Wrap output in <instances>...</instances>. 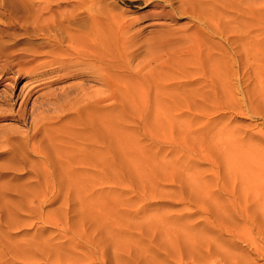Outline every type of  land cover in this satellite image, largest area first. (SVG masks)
<instances>
[{"label":"rangeland","instance_id":"1","mask_svg":"<svg viewBox=\"0 0 264 264\" xmlns=\"http://www.w3.org/2000/svg\"><path fill=\"white\" fill-rule=\"evenodd\" d=\"M45 2L0 0V28L8 34L1 39L15 53L39 52L24 65L34 74L0 84L1 139L10 138L29 161L40 159L21 139L29 134L32 118L56 119L60 125L89 113L93 108L87 104L96 96L103 99L95 109L99 125L111 122L113 139L125 133L126 146L118 144L128 161L122 169L110 159L109 169L102 162L109 156L99 144L102 152L100 146L90 147L99 156L98 169L53 171L58 174L39 165L2 169L0 264H177L186 251L207 257L210 247L227 251L240 264H264V256L228 232L238 229L244 217L230 193L236 185L232 169L225 172L220 161L234 159L264 183V0H95L94 8L86 2L79 9L75 4L74 27L95 34L84 50H98L81 56L31 33ZM73 6L64 9L73 11ZM243 42L253 44L252 55L251 49L247 56L239 52ZM53 58L64 59L66 66ZM16 69L13 65L8 74L14 77ZM4 95L11 99L4 101ZM23 99L32 113L18 120L15 110ZM8 148L0 149V162L9 157ZM172 232L182 233L183 243L168 246ZM252 234L264 249V238Z\"/></svg>","mask_w":264,"mask_h":264},{"label":"bare ground","instance_id":"2","mask_svg":"<svg viewBox=\"0 0 264 264\" xmlns=\"http://www.w3.org/2000/svg\"><path fill=\"white\" fill-rule=\"evenodd\" d=\"M4 2H6V1H4ZM86 2H88V3H90L92 5L93 2H95V0H46V2H45L46 4H44L45 6L39 7L38 10H37V13H35V17L33 16L35 19L33 21L34 22L33 23L34 26L30 29L31 33L34 32L35 35H41V36H43V39H45V43L47 45L56 46L59 50H61V51L63 50V52L64 51H66V52L72 51L77 56L83 55L84 52H86L84 50L85 44H88V43L89 44H92V42H94V35H95L94 34V29H90V30H88L86 32V31H84L82 29H78V28L74 27V25L75 26L77 25V22H76L77 11L76 10L79 9V6L80 5H83ZM75 4H78V8L76 6L75 7L73 6ZM6 5H7V3H6ZM66 5L73 6V8H74L73 11L72 10H66V9H64L66 7ZM86 5H88V4H86ZM92 6L94 8V5H92ZM87 7H89V6H87ZM90 8H89V10H90ZM12 9H13V12L15 13V12H17V10L19 8H17V6H12ZM74 11H76V12H74ZM14 16H15V14L13 15V17ZM22 17H24V16H22ZM16 18L18 19V17H16ZM31 19L33 20V18H31ZM21 23H22V25H21ZM21 23L19 24V22H18L19 26L21 25V27H20L21 30H23V32H27L28 31L27 34L30 33L29 32V29H28L29 27L27 25L26 26L28 28L26 26L24 27L23 22H21ZM10 24H11V22H10ZM13 24H15V23H13ZM27 24H28V22H27ZM29 25L31 26L30 22H29ZM80 25H82V24L80 23ZM15 26H16V24H15ZM3 28H0V84L1 83H4L3 85L4 86H7L10 83L14 82L16 78H20V76H22V75H25L26 74V75L31 76L32 74H34V69L33 68H26V67H24V65L28 61L29 62L35 61L36 58L39 57V55H38L39 52L31 51L28 54V51L29 50L26 51V50L23 49L20 52L15 53L12 50L13 48L11 47L10 43L7 44L5 41H3L1 39L3 36L8 35L7 32H6L7 30L5 31ZM79 28H81V27L79 26ZM95 31H96V29H95ZM252 43H254V42H252ZM252 45L249 44L248 42L247 43L246 42L245 43L243 42L241 44V49H240L239 52L242 51V52L246 53V56H247L249 54V49H251L250 50V55H252L254 53V47ZM157 50H159V49H157ZM43 51H44V49H43ZM61 51H59V52H61ZM97 51H95L94 50V47H93L92 49L89 50V52H86V53H91L92 55H94ZM172 54L174 55L175 53H172ZM27 55L29 56V60H26L25 59V57H28ZM66 55H68V54H66ZM95 55H97V54H95ZM166 56H167V54H166ZM160 57H162V56H160ZM169 57L171 58V56H169ZM207 57H209V56H207ZM220 57H222V56H220ZM83 58H84V56H83ZM154 59L156 60V58H154ZM222 59H225V58H222ZM53 60L56 61L57 59H54L53 58ZM174 62H176V61H174ZM208 62H209V60H208ZM56 63H58L63 68L66 66V61L64 59H62V58L59 61H56ZM36 64H38V63H36ZM39 64L40 65H46V64H49V61H41ZM13 65H15L16 68H17L15 70L16 71L15 72L16 75L14 77L13 76H10L8 74L10 72L11 68H13ZM217 66H218V64H217ZM153 69H151V70H153ZM158 69L159 68H157L155 71H157ZM203 70H204V68H203ZM212 72H209V73H212ZM153 73H156V72H154V70H153ZM150 74H151V72H150ZM151 75H149V76L152 77ZM210 77L211 76H207V78L209 79V82L212 83L214 80L211 79ZM146 79L148 80V78H146ZM158 79L159 78L154 79V80H158ZM206 81H208V80H206ZM158 82H160V81H158ZM149 83H152V81L151 82L149 81ZM33 87L36 90L40 89L38 83L37 84H34ZM64 90H66V89H64ZM60 93L62 94V92H60ZM52 94H53V92H52ZM52 94L51 93H45V97L47 98L49 95L52 96ZM66 95H67V93H66ZM55 96L56 95L54 94V97L53 98L54 99H57V96H56V98H55ZM24 98H26V97H24ZM46 98H45V100H46ZM2 99L4 101H7V100L9 101L11 98L8 97V96H6V95H4L2 97ZM48 99H50V98H48ZM91 99L92 100H90L88 102L89 104H87V106L90 105L93 109L90 110L89 113H87V111L85 110V113L88 116H86V114H84V115H79V117H77L76 119L73 118V119H68V120H65V121L63 120L64 122L61 121L62 123H60V125H58V124L56 125V123H55L56 122V119L55 120L53 119L51 121H44L43 123H41L42 120H44V118H42V120L40 118H32V128H31L29 134L26 135L25 137H22L21 139H23L22 140L23 142L28 143V145L30 146L31 151H34L36 154H38V156H40V159H36L35 161H29L27 159V157H23L21 155V152H19L20 150L18 151L13 146V144H11L12 141L9 140L10 138L9 139H6L5 140L6 142H3V140L1 139L2 136L0 135V149H2V147L5 146V144H6V146L9 147L8 148V151L5 152V153L9 154V157H7L6 159H4V161L0 162V174H1V170L2 169L5 170V168L12 169V170H19V169H22L23 170V169H26V168H32L35 165L42 166L43 169L46 170V171L48 169H50V171L52 170V172L54 170H56V169L58 171V169H71V168L73 169V168H78V167H81V166H83V168H84V166H86L87 168L88 167H93V169H94V167L96 168L99 165V163H100L99 156L98 155H95L93 153V151L95 150V148L98 147V146H100L99 144L102 145V147L105 149L106 154H108V156L110 157V158L107 157L106 159L104 158L105 160L102 161L104 163V166L106 165V166H108V168L109 167L111 168L112 164L110 166V162H111L110 159H112L114 162H118L119 164H122L121 165V168L122 167L125 168V165L124 164L128 161V159H127L128 158L127 157L128 154L123 149H122V151H119L120 146H119L118 143L120 142L121 143L120 145H123L122 147H125L126 146V143L123 142V140L126 141V139H125L126 138V135L123 132L120 135V137H118V139H113L112 137H113V134H114L113 133L114 130L112 129V127H110L111 122H110V125H108L106 123L105 124L103 123V124L99 125L100 124V121H99L100 119L98 120L96 118L97 116H95V115H98V113H96V110L95 109H97V106L101 103V100H103V99L100 98V97H96V96H92ZM171 99H172V97H171ZM26 103L27 102L25 101V99H23L22 101H20V103L18 105V108L15 110V116L18 118V120H24L27 115H30L32 113L31 110H28L26 108ZM84 106H83V104L81 105V107H84ZM87 106H85V107H87ZM36 108H37V106H36ZM80 110H82V109L80 108ZM48 112H46V113H48ZM78 113H79V110H78ZM82 113H84V112H82ZM262 114H263V112H262ZM0 116H2L1 111H0ZM263 118H264V114H263ZM68 127L70 128V130L67 129ZM150 127H152V126H150ZM90 147L91 148L94 147L93 151L91 150ZM100 147H98V148H100ZM102 147H101V152L103 151L102 150L103 149ZM88 148H90V151H92L91 153H90V151H88ZM124 149H126V148H124ZM2 151L0 150V157H1L2 153H3ZM95 152L97 153V150ZM210 152H211V150H210ZM22 154H23V152H22ZM98 154H100V153H98ZM19 159H20V162H21L20 165L16 161V160H19ZM220 161L224 164V171L225 172L228 171L227 167H230L232 169V171L230 172V176H231V178H233V180H235L236 185L232 188V190H230V193L233 196L232 198L234 200L235 206H237L236 208L239 211L240 210L243 211V214L242 215L244 217V220L243 221L240 220L241 221L240 222L241 224L238 222L239 225H236V226H238V229L237 228L236 229L233 228L234 230H232V229L229 228L230 230L228 229V232L230 233V231H231V234L232 235H234L238 239H241L244 242H246V244L254 251V253L257 254V256L258 255L259 256H264V249H262V247L259 245L260 243H257L258 241H256L254 239L255 237L252 236L253 235L252 233H255L256 235H260L262 238H264V183H262V181H259L258 179H256V177H253L252 174H251L252 171L249 168H245V169L242 170L239 167H237V161L236 160L232 159V160H229V162H228L227 159L222 158ZM114 162H113V164H114ZM98 167H100V166H98ZM98 167H97V169H98ZM124 170H126V169H124ZM56 172H53V173H56ZM57 174H58V172H57ZM35 176H37V173L35 174ZM56 176L57 175H55V179H56ZM59 177H60V175H58V178ZM2 190L3 189H2V186L0 184V196H2V193H3ZM192 190H193V188H192ZM229 201H231V200H229ZM234 204H231V205H234ZM203 205H204V208L207 210V212H209V214L211 213V215L214 216L215 220L219 222L220 221V217L218 216V214H216L214 212V210H211L209 206H206L205 204H203ZM223 205H222V207H223ZM215 207H216V205H215ZM226 208H227V205H226ZM226 208L223 211L222 210L221 211L223 213H225L227 211ZM205 209L203 210L204 212L206 211ZM1 211H2V200L0 199V213H1ZM230 212H232V211H230ZM235 212H236V210H235ZM222 222H224V221H222ZM236 223H237V221H236ZM224 224H225V222H224ZM224 224L223 225L221 224V225L223 227H225V226L227 227V225L224 226ZM218 225H219V223H218ZM176 231H174V232H176ZM179 231H177V232H179ZM183 231H182V233H183ZM225 231H226V229H225ZM191 232H192V230H191ZM219 232H221V231H219ZM219 232H217L218 235H219ZM182 233H180L179 235L182 236L181 235ZM185 233H186V231H185ZM223 233H224V230H223ZM177 235L178 234L173 233V234H171V235L168 236V242H167V244H169L168 246L175 247V245L183 243V242H180V240H179V237L180 236L179 235L177 236ZM214 235H216V234H214ZM183 236H184V234H183ZM196 236H197V234H196ZM116 237H118V236H116ZM199 238L197 237V239H199ZM192 240H194V239H192ZM208 240L209 239H207V241ZM233 240L234 239H232V241ZM125 241H126V238H125ZM193 242H196V241H193ZM213 242H214V240H213ZM197 243L199 245V242L198 241H197ZM210 243H211V241H210ZM167 244H165V245H167ZM209 244L207 243L206 245H209ZM214 244H218V243H214ZM212 245H213V243H212ZM204 246L205 245H203V246L200 247V245H199L200 248H202ZM209 246H211V244ZM196 247H198V246H196ZM180 248H181V246H180ZM210 248H208L210 253L207 252V254L209 253L208 255L206 254L207 257H205V255H204L205 259H204V257L201 258L202 256L201 257L200 256H196L193 252H187L186 251L184 255L182 254L183 256H180V253H179L178 256H180V258L178 259V263L177 264H240L241 263L239 261L238 262L237 261H234L233 257L230 254H227L226 253L227 251L221 252V251H218V250H215V249H213L211 251ZM167 249H169V247ZM195 250H197V249H195ZM202 250H203V248H202ZM165 251L167 252V250H165ZM179 251H182V250H179ZM205 252H206V250H205ZM228 252H230V251H228ZM181 253H183V252H181ZM231 254H234V253H231ZM168 255H170V257L172 256L173 258H176V255H174L173 253H169ZM200 255H202V254H200ZM12 256H13V254H12ZM170 260L173 261L174 259H170ZM163 261H165V260H163ZM173 262L175 263L176 261H173ZM163 264H164V262H163ZM244 264H246V263H244Z\"/></svg>","mask_w":264,"mask_h":264}]
</instances>
